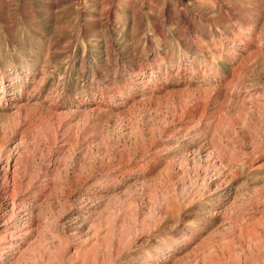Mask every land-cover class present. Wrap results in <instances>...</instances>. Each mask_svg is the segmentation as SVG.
Masks as SVG:
<instances>
[{
	"label": "rangeland",
	"instance_id": "obj_1",
	"mask_svg": "<svg viewBox=\"0 0 264 264\" xmlns=\"http://www.w3.org/2000/svg\"><path fill=\"white\" fill-rule=\"evenodd\" d=\"M0 264H264V0H0Z\"/></svg>",
	"mask_w": 264,
	"mask_h": 264
}]
</instances>
